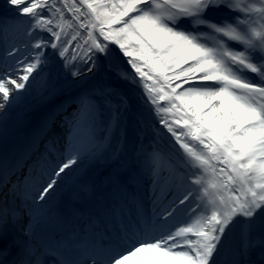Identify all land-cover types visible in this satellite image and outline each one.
I'll use <instances>...</instances> for the list:
<instances>
[{
    "label": "snow or ice",
    "instance_id": "6c2138e0",
    "mask_svg": "<svg viewBox=\"0 0 264 264\" xmlns=\"http://www.w3.org/2000/svg\"><path fill=\"white\" fill-rule=\"evenodd\" d=\"M5 6L0 31L8 20L20 21L27 42L5 49L0 113L38 77L42 98L50 92L42 73L52 56L81 77L114 42L134 57L128 63L140 79L132 82L142 84V99L164 114L159 123L183 149V159L168 165L174 191L163 208L159 197L151 214L137 207L114 234L73 229L68 237L45 239L42 225L53 215L49 197L74 165L99 158L102 109L118 95L110 88L82 92L71 113L68 158L35 182L25 197L31 206H10L19 182L8 188L7 176H0V187L8 188L0 193V264H215L226 230L236 223L242 225L239 255L257 245L264 252V0H5ZM150 168L156 176L165 171L156 157ZM22 219L10 238L9 224Z\"/></svg>",
    "mask_w": 264,
    "mask_h": 264
},
{
    "label": "bare ground",
    "instance_id": "6f19581e",
    "mask_svg": "<svg viewBox=\"0 0 264 264\" xmlns=\"http://www.w3.org/2000/svg\"><path fill=\"white\" fill-rule=\"evenodd\" d=\"M3 14H6L5 0H0V16H4ZM13 26H15L14 22L8 20L3 31H0V68L4 67L6 42L8 40H10V44L16 45L17 48L22 47L19 41L14 42V36L10 30ZM116 59H118V62ZM130 59L132 58L120 57L119 52L116 51L115 58L108 64L105 62V65H109L111 68L110 77L112 78L118 72L125 74L135 73V70L131 68V64L128 63ZM8 63H11V60ZM102 67H104V63ZM99 72L95 67L92 72L85 70L81 77L75 78L77 80H89L98 76ZM247 76L249 79L257 78L252 73H247ZM139 79L138 74H136L135 80L138 82ZM182 80L183 78H181ZM111 81L113 80L111 79ZM181 81H176V83ZM134 86H136L137 92H146L142 84L134 83ZM21 92L23 93V90ZM78 95L77 91H73L61 100L64 107H60L58 104H50L49 99H38L27 93L22 95L19 102L7 107L0 113V176H7L9 180L8 188L14 185L10 176L16 174L15 181L18 177L16 170L20 163L25 164L27 161L23 168L20 165L23 170L30 168L26 172L29 175L30 172L37 174L38 169L42 170L41 168L48 173L56 164L66 161L72 137L61 134L67 123L66 119L69 112L68 110L65 111V109L67 105H71V100H75ZM25 98L26 103L23 101ZM24 104L28 105L26 110L22 113H16V111L12 113L15 108H21ZM147 105H149L148 108L146 107L148 114L151 116L142 117L144 125L148 127L157 125L159 129L164 131L166 136L175 144L179 161L176 164H179L183 159V149L180 148L175 138L172 137L164 125L159 123V120L164 118V114H158L150 104ZM169 120L171 121L170 118ZM101 127V122H99L96 132L98 139L101 136ZM36 144L42 145V150L39 152L41 155L39 160H36V155H38L37 152L39 151L35 149L34 145ZM135 145V147H132L130 142H125L122 146L118 144H100L99 158L84 159L74 165L68 171V174L62 177L59 186L49 197L46 207L51 210L53 215L42 225L41 235L45 238L47 232L56 230V228H63L65 222H70L72 217L77 219L80 224L85 222V228L82 229L91 230V234L95 235V237H100L107 231L114 234L119 229L117 227H121L124 222L126 223V212L130 209L136 210L137 207L140 208L135 197L142 199L143 207L148 211V214L152 213L153 200L157 197H159V207L163 208L166 206L173 199L170 191H174V189H170L169 183L158 180L157 176H155L152 180H155L156 183L145 187L143 179L148 168H150V161L153 157H156L160 165L166 163L164 159L173 153L172 145L170 144L168 149L165 150V158H163L164 155L159 156L154 153L155 151L152 150L149 142L144 143L143 140H140ZM140 149H143L142 152H140ZM27 156L28 158H26ZM32 182L28 181L27 186L23 187L22 193L16 191L14 196L9 194L10 206L19 207L23 205L25 209L31 206V200L25 199L24 193L26 189L32 187ZM8 188L0 187V193L6 192ZM105 208H113L111 210L116 212L121 211L122 215L119 213L115 218H107L105 230L101 226H92L90 221L92 217L100 215ZM157 210L159 211V208ZM57 214L59 218H57ZM183 218L184 213H180L177 216L178 220ZM25 219L15 225L9 224L11 236L19 234L20 227L25 223ZM259 224L260 218L257 217V227L253 233L254 237L259 235ZM241 240L242 225L239 223L231 225L230 229L226 230V236L219 246L218 253L213 257L215 264H234L238 260H242L243 264H264V252H262L259 245L251 248L247 256L242 258L239 255Z\"/></svg>",
    "mask_w": 264,
    "mask_h": 264
},
{
    "label": "rangeland",
    "instance_id": "374dc122",
    "mask_svg": "<svg viewBox=\"0 0 264 264\" xmlns=\"http://www.w3.org/2000/svg\"><path fill=\"white\" fill-rule=\"evenodd\" d=\"M4 15V14H3ZM8 15H11L8 13ZM14 25L12 28V34L14 36V42L19 41L23 48V44L27 42V37L24 35L27 25L20 21H13ZM115 26V25H114ZM102 40V37H99ZM6 49L11 50V47H17L16 45L10 44V40L6 42ZM51 55V49L48 50ZM116 51L119 52L120 57L122 58H134L125 56L123 50L119 48L114 42L109 43V52L107 55L100 54V59L97 60L96 68L100 71L98 76L93 77L89 80H77L75 77L71 76L66 68L62 65V58L58 56H52L48 66L45 68L42 73V78L46 79L50 88V92L44 93V97L40 95L41 91V78L38 77L37 81L32 83L31 88L29 89L28 94L38 99H49L50 104L57 105L58 100L66 95H69L73 91H77L80 95L84 91H90L92 89L98 88H110L115 91L118 95L112 97V105H104L102 109V116L100 117L101 122V136L99 137L100 144L111 145L118 144L120 146L124 145L125 142L132 143V147H135L136 143L140 140H143L144 143L149 142L154 153H157L159 156L165 154V150L168 149L170 144L172 145L171 155L168 157L169 160H166V163H162L165 171L159 176V180L169 183L170 173L167 170L170 163H178V152L173 142L166 136L163 130L159 129L157 125H150V127L144 125L143 118L144 116H151L148 114L147 108L149 105L145 103L142 97L145 94L144 92H137L132 82L135 79V73H121L118 72L110 77V67L108 62L115 58ZM131 51V49H130ZM118 62V59H116ZM104 63V67L102 64ZM85 71V70H83ZM135 72V71H134ZM178 72V70H177ZM35 75V73H34ZM111 79L113 81H111ZM151 83V82H149ZM176 81H174L173 86H175ZM183 85L182 87H186ZM180 91V89H177ZM122 96L126 100V105L121 104L119 97ZM25 103L26 98L23 100ZM119 107L118 119L114 120L113 116L116 113V106ZM147 105V106H146ZM28 105L24 104L21 108H15L13 112L22 113ZM147 107V108H146ZM170 119L174 117L169 114ZM71 121V120H70ZM70 121L65 125L62 134L69 135ZM131 140V141H130ZM170 142V143H169ZM172 142V143H171ZM153 146V147H152ZM143 149H140V152ZM162 154V155H161ZM167 158V159H168ZM163 159V158H162ZM42 172V171H41ZM40 173V178L42 179L45 176V172ZM143 184L145 187L153 185L152 178L155 174L152 172L151 168H148V171L144 175ZM179 226V225H178Z\"/></svg>",
    "mask_w": 264,
    "mask_h": 264
}]
</instances>
